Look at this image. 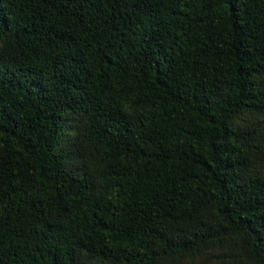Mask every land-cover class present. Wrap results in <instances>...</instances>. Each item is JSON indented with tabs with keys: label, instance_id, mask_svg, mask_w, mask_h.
<instances>
[{
	"label": "trees",
	"instance_id": "1",
	"mask_svg": "<svg viewBox=\"0 0 264 264\" xmlns=\"http://www.w3.org/2000/svg\"><path fill=\"white\" fill-rule=\"evenodd\" d=\"M0 264H264V0H0Z\"/></svg>",
	"mask_w": 264,
	"mask_h": 264
}]
</instances>
